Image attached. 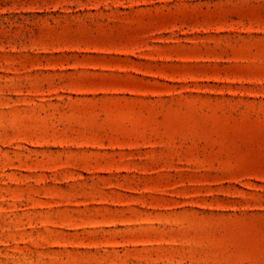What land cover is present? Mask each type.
<instances>
[{"label":"rangeland","instance_id":"rangeland-1","mask_svg":"<svg viewBox=\"0 0 264 264\" xmlns=\"http://www.w3.org/2000/svg\"><path fill=\"white\" fill-rule=\"evenodd\" d=\"M0 264H264V0H0Z\"/></svg>","mask_w":264,"mask_h":264}]
</instances>
